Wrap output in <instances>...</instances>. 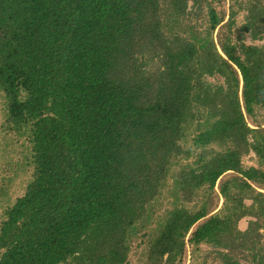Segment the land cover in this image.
<instances>
[{
  "label": "trees",
  "instance_id": "obj_1",
  "mask_svg": "<svg viewBox=\"0 0 264 264\" xmlns=\"http://www.w3.org/2000/svg\"><path fill=\"white\" fill-rule=\"evenodd\" d=\"M223 2L0 0V264H264V0Z\"/></svg>",
  "mask_w": 264,
  "mask_h": 264
},
{
  "label": "rangeland",
  "instance_id": "obj_2",
  "mask_svg": "<svg viewBox=\"0 0 264 264\" xmlns=\"http://www.w3.org/2000/svg\"><path fill=\"white\" fill-rule=\"evenodd\" d=\"M229 4V0H224L220 8L226 10ZM243 17V13H240L237 16V22L239 24L243 21ZM191 20L192 23L197 24L202 22L201 17L196 16H193ZM215 34L216 31L214 36ZM244 41L246 44L251 43L248 36L245 37ZM261 43H264V35L262 40L254 42V44ZM206 80L212 84L222 81L220 78L218 80L215 77H207ZM248 123L251 127H253V124L264 125V112L257 111L252 120L248 119ZM5 126V102L3 94L0 91V184H3L5 187L1 205L11 203L15 200V198L20 197L24 192L25 185L29 178V167H24L26 162V154L28 152L27 149L29 147L28 142L24 137L17 136L11 131L6 130ZM242 162L245 167L257 165L253 155H247L243 157ZM221 204L222 199L219 200L217 209L220 208ZM245 225V220L239 223L241 228L245 227ZM260 232L262 234V239H264V228ZM143 250V245H139L138 247L134 245L130 255V262L128 264H142ZM199 250L200 251L198 253H192V251L188 250L189 252L187 253L183 264H220L219 261L213 258L212 254H210L208 257L203 256V253L206 254V252L209 251L207 246L201 245Z\"/></svg>",
  "mask_w": 264,
  "mask_h": 264
}]
</instances>
